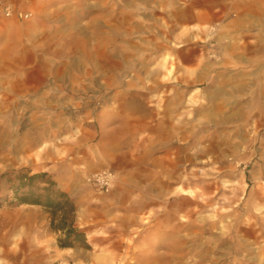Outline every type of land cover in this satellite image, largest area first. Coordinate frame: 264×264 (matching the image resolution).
<instances>
[{
	"label": "rangeland",
	"instance_id": "rangeland-1",
	"mask_svg": "<svg viewBox=\"0 0 264 264\" xmlns=\"http://www.w3.org/2000/svg\"><path fill=\"white\" fill-rule=\"evenodd\" d=\"M134 1L40 0L18 5L28 19L2 18L0 175L46 173L74 226L105 241L53 248L49 214L2 181L0 257L264 264V62L235 64L226 19L179 34ZM101 171L108 191L88 182Z\"/></svg>",
	"mask_w": 264,
	"mask_h": 264
},
{
	"label": "crops",
	"instance_id": "crops-1",
	"mask_svg": "<svg viewBox=\"0 0 264 264\" xmlns=\"http://www.w3.org/2000/svg\"><path fill=\"white\" fill-rule=\"evenodd\" d=\"M15 4V11H22L29 13L28 9H21L18 5L39 3L40 0H8ZM58 0H56L57 2ZM42 2V0H41ZM135 3H147L152 5L153 10L164 13V16H158L162 19L175 20L178 24L177 32L182 34L185 27H198L205 28L207 26L218 25L219 20L226 19L223 26H216L217 31L225 28L227 34L234 38L232 44V52H235V64L248 65L253 63L254 58L258 54L260 63L264 62V0H135ZM178 4L184 5V9L178 8L177 12L170 11L169 9L177 6ZM149 18H154V15H149ZM156 18V17H155ZM5 19L0 18V26ZM13 21L19 20L15 17ZM6 23V25H11ZM164 33H170L167 25L162 27ZM2 29V28H1ZM0 29V32H1ZM7 28H3V33L7 32ZM242 37H248L247 40L242 42ZM237 39V40H236ZM242 42V43H241ZM241 43V44H240ZM251 53V54H250ZM253 58V60H252ZM251 60V61H250ZM88 236L87 243L91 248L104 243L105 239L100 237L101 233H96L91 230ZM94 232V233H93ZM53 248H57V240L53 239L51 243ZM0 264H8L6 258L0 257ZM20 264V263H19ZM26 264H37L27 262Z\"/></svg>",
	"mask_w": 264,
	"mask_h": 264
},
{
	"label": "trees",
	"instance_id": "trees-1",
	"mask_svg": "<svg viewBox=\"0 0 264 264\" xmlns=\"http://www.w3.org/2000/svg\"><path fill=\"white\" fill-rule=\"evenodd\" d=\"M9 186L16 205L40 206L49 214L50 229L60 233V249H90L84 231L74 226L75 207L69 196L60 191L46 173L31 174L27 170L0 175V183ZM7 198H0V208Z\"/></svg>",
	"mask_w": 264,
	"mask_h": 264
},
{
	"label": "built area",
	"instance_id": "built-area-1",
	"mask_svg": "<svg viewBox=\"0 0 264 264\" xmlns=\"http://www.w3.org/2000/svg\"><path fill=\"white\" fill-rule=\"evenodd\" d=\"M17 18L18 20L28 19L31 14L20 11H15L7 0H0V18ZM114 181V176L109 171H101L91 175L88 182L96 189L100 191H108Z\"/></svg>",
	"mask_w": 264,
	"mask_h": 264
}]
</instances>
